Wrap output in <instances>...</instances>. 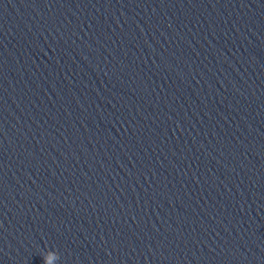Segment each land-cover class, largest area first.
<instances>
[{
	"label": "water",
	"instance_id": "water-1",
	"mask_svg": "<svg viewBox=\"0 0 264 264\" xmlns=\"http://www.w3.org/2000/svg\"><path fill=\"white\" fill-rule=\"evenodd\" d=\"M0 264H264V0H0Z\"/></svg>",
	"mask_w": 264,
	"mask_h": 264
}]
</instances>
